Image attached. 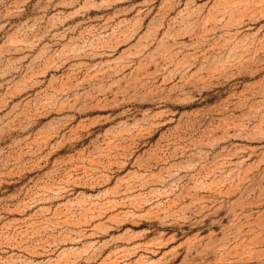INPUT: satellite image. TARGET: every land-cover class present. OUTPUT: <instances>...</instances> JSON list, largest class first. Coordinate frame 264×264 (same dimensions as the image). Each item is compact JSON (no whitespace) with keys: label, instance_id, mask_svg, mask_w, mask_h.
Masks as SVG:
<instances>
[{"label":"rangeland","instance_id":"374dc122","mask_svg":"<svg viewBox=\"0 0 264 264\" xmlns=\"http://www.w3.org/2000/svg\"><path fill=\"white\" fill-rule=\"evenodd\" d=\"M0 264H264V0H0Z\"/></svg>","mask_w":264,"mask_h":264}]
</instances>
